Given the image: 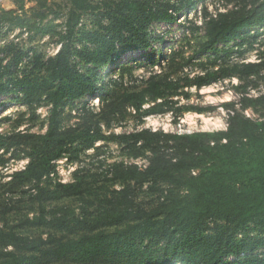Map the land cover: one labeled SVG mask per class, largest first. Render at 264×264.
<instances>
[{"label":"trees","instance_id":"1","mask_svg":"<svg viewBox=\"0 0 264 264\" xmlns=\"http://www.w3.org/2000/svg\"><path fill=\"white\" fill-rule=\"evenodd\" d=\"M204 1L69 0L58 51L45 60L34 56L36 72H43L40 79L8 74L1 83L18 58L0 72V96L20 95L28 105L43 100L50 106L46 132L22 136L36 139L40 150L31 155L24 170L13 174L9 187L50 175L52 162L77 141L91 148L106 140L99 130H61L60 112L67 103L100 90L90 76L72 65V57L93 68L113 64L129 50H146L154 24L175 23ZM238 1L232 9L214 14L202 6L205 40L198 55L264 25V0ZM83 14L94 16V29L79 28ZM75 42L82 46L75 47ZM263 72L264 57L222 64L186 79L185 84L200 89L233 77L244 81ZM182 88L180 79L155 76L143 89L122 93L120 103H111L110 109L129 106L140 117L163 114L174 110L173 97ZM148 102L152 105L142 109ZM240 105L242 110L255 109L264 105V96L242 97ZM223 106L233 113L225 130L177 135L141 129L112 135L133 156L149 152L148 165L115 166L108 181L120 188L98 200L92 214L88 208L96 194L82 177L56 184L54 199L76 198L84 203L80 218L55 216L58 226L72 225L69 236L31 239L0 228V264H264V121L245 117L235 103ZM7 142L0 134V150ZM70 158L77 159V154L71 153ZM5 162L0 158V164ZM143 186L158 195L152 207L135 201L136 188ZM37 222L46 223L43 212Z\"/></svg>","mask_w":264,"mask_h":264},{"label":"rangeland","instance_id":"2","mask_svg":"<svg viewBox=\"0 0 264 264\" xmlns=\"http://www.w3.org/2000/svg\"><path fill=\"white\" fill-rule=\"evenodd\" d=\"M14 1L0 0V72L8 62L18 58L17 66L6 69L1 83L8 74L20 77L24 74L36 75L40 79L43 72H36L34 56L40 55L45 60L56 54L70 9L69 0H17L18 5ZM90 1L99 3L102 0ZM169 1L175 3L180 0ZM6 4L13 6L8 8ZM236 5H239L238 0H205L187 16L181 14L175 23L154 24L150 28L151 43L146 50H129L107 66H85L72 57V65L90 76L100 90L67 103L60 112L61 130H99L106 140L95 142L91 148H84L80 141L67 146L62 156L55 160L62 161L66 157L67 162L60 165L52 162L50 173L53 176L44 174L39 182L9 187L13 174L24 170L32 159L31 155H37L40 150L36 139L22 136L46 132L50 106L43 100L28 105L20 95H1L0 134L8 142L0 150V158L6 160L0 164V228L13 229L18 235L31 239L69 236L72 225L58 226L55 216L80 218L84 203L76 198L54 199L56 184L62 181L71 183L76 177H82L86 187L96 194L95 203L88 208V213L92 214L98 200L120 188L108 181L115 166L148 165L149 152L142 151L133 156L131 149L111 139L112 135L141 129L177 135L225 130L228 117L233 115L223 106L227 103H235L236 109L247 118L264 121V105L245 110L240 105L242 97L254 99L264 96V72L244 81L233 77L200 89L185 84L186 79L213 71L222 64H244L264 57V25L250 28L240 37L218 44L214 51L197 54L200 43L205 40L202 6L208 13L214 14ZM95 21L94 16L83 14L79 28L92 30ZM74 46L82 45L75 42ZM167 75L171 79H180L184 87L173 97L176 101L174 110L140 117L129 106L110 109L111 103H120L122 93L139 91L149 79ZM151 105L148 102L142 109ZM71 153H76L77 159H71ZM135 201L143 207H152L158 201V195L148 191L147 186L137 187ZM41 212L45 224L37 222Z\"/></svg>","mask_w":264,"mask_h":264},{"label":"built area","instance_id":"3","mask_svg":"<svg viewBox=\"0 0 264 264\" xmlns=\"http://www.w3.org/2000/svg\"><path fill=\"white\" fill-rule=\"evenodd\" d=\"M67 160H68V158L65 157V158L62 159V161H56V162L53 161V164H55V165L64 164V162H67ZM57 170H58V168H57ZM50 175L53 176L52 173ZM62 183H65V181H62Z\"/></svg>","mask_w":264,"mask_h":264},{"label":"crops","instance_id":"4","mask_svg":"<svg viewBox=\"0 0 264 264\" xmlns=\"http://www.w3.org/2000/svg\"><path fill=\"white\" fill-rule=\"evenodd\" d=\"M5 6L8 7V8H10V6H13V5L12 4H10V5L6 4Z\"/></svg>","mask_w":264,"mask_h":264}]
</instances>
